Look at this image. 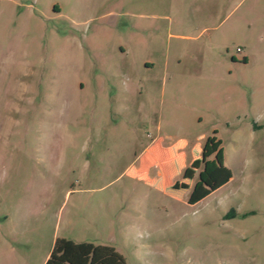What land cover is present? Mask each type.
Segmentation results:
<instances>
[{"label": "rangeland", "instance_id": "rangeland-1", "mask_svg": "<svg viewBox=\"0 0 264 264\" xmlns=\"http://www.w3.org/2000/svg\"><path fill=\"white\" fill-rule=\"evenodd\" d=\"M57 238L264 264V0H0V264Z\"/></svg>", "mask_w": 264, "mask_h": 264}, {"label": "trees", "instance_id": "trees-1", "mask_svg": "<svg viewBox=\"0 0 264 264\" xmlns=\"http://www.w3.org/2000/svg\"><path fill=\"white\" fill-rule=\"evenodd\" d=\"M45 264H124V261L110 246L57 238Z\"/></svg>", "mask_w": 264, "mask_h": 264}, {"label": "crops", "instance_id": "crops-1", "mask_svg": "<svg viewBox=\"0 0 264 264\" xmlns=\"http://www.w3.org/2000/svg\"><path fill=\"white\" fill-rule=\"evenodd\" d=\"M200 137H202V134H198L197 135V138H200ZM208 137L210 138V139H213L214 137H215V135H208ZM153 138H154V136L151 138V141L153 140ZM155 140V139H154ZM153 140V141H154ZM152 143H149V144H146L143 148L145 149V150H149L150 148H152L153 149V147H152V145H151ZM186 145V143H185V140H183V139H179V141H177L176 143H174V145H173V147H176V148H182V147H184ZM155 149V148H154ZM190 150H191V152L194 154L193 156H195V158L194 159H190L189 160V163H190V165H192V166H196L197 164H198V159H199V153L201 152V148H200V145H199V143L198 142H194V143H191V145H190Z\"/></svg>", "mask_w": 264, "mask_h": 264}, {"label": "built area", "instance_id": "built-area-1", "mask_svg": "<svg viewBox=\"0 0 264 264\" xmlns=\"http://www.w3.org/2000/svg\"><path fill=\"white\" fill-rule=\"evenodd\" d=\"M236 50H240V48L237 46V47H236Z\"/></svg>", "mask_w": 264, "mask_h": 264}]
</instances>
